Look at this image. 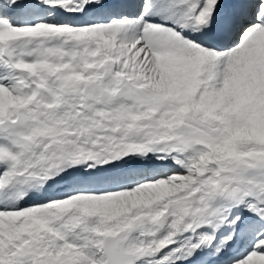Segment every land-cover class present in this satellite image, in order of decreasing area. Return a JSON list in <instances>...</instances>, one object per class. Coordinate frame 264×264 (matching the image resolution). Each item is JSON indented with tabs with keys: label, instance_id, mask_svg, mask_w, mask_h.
<instances>
[{
	"label": "snow or ice",
	"instance_id": "obj_1",
	"mask_svg": "<svg viewBox=\"0 0 264 264\" xmlns=\"http://www.w3.org/2000/svg\"><path fill=\"white\" fill-rule=\"evenodd\" d=\"M0 264H264V0H0Z\"/></svg>",
	"mask_w": 264,
	"mask_h": 264
}]
</instances>
